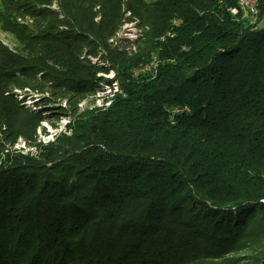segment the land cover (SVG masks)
Masks as SVG:
<instances>
[{"label":"trees","instance_id":"1","mask_svg":"<svg viewBox=\"0 0 264 264\" xmlns=\"http://www.w3.org/2000/svg\"><path fill=\"white\" fill-rule=\"evenodd\" d=\"M236 5L13 2L29 23H11L22 51L0 41V264H192L251 240L263 263L264 23ZM103 87L108 104L77 111ZM62 100L69 132L42 143Z\"/></svg>","mask_w":264,"mask_h":264},{"label":"rangeland","instance_id":"2","mask_svg":"<svg viewBox=\"0 0 264 264\" xmlns=\"http://www.w3.org/2000/svg\"><path fill=\"white\" fill-rule=\"evenodd\" d=\"M15 1L16 0H0V41L10 49L22 51L21 43L19 41V34L21 33L16 31L15 29L13 30L11 23L13 22L14 25H16L17 23L25 25L29 23V19L25 16L17 17V15L15 16V14L10 10L11 6L13 5V2ZM51 7L54 6L52 5ZM137 32V27L134 25L133 22L124 23L121 26L120 30L117 32L116 36L113 38L114 42H120L122 44L121 46H125L127 44L124 38L133 39L137 35ZM92 62L98 63L97 58H92ZM98 74L103 75L107 78H111L113 72L109 71L106 74ZM115 87L116 85H112L111 90L114 91ZM103 88L104 89L102 91H97L92 95H87L82 99L78 100L75 104V107H77V111H87L91 110L94 107H100L102 105L108 104V101L105 100L109 98L111 92L109 91L110 89L105 87ZM14 91L15 94H18L16 96L18 100L20 98L21 100L24 99V106L33 107L39 103L38 99L40 94L38 93H33L29 91L24 92L19 91L17 89H15ZM21 96H23V98ZM71 102H73V100ZM58 104L66 109V113H61V111L57 110L56 108L50 109L48 111L49 113L45 116V120L40 123V126L35 131L37 139L40 140L42 143L52 141L60 133L68 134L69 132L67 124L70 122V117L67 114L70 112V102L62 100L59 101ZM53 107H56V105ZM10 146V149H15L22 152H26L27 150L31 149V147L27 146V143H24L21 138H17L14 143ZM251 242H245V244L240 245L238 247L239 249L223 253L217 259H214V261L198 260L192 264H249L250 256L254 252H256V247H254L255 245H253ZM261 264H264V261Z\"/></svg>","mask_w":264,"mask_h":264},{"label":"bare ground","instance_id":"3","mask_svg":"<svg viewBox=\"0 0 264 264\" xmlns=\"http://www.w3.org/2000/svg\"><path fill=\"white\" fill-rule=\"evenodd\" d=\"M232 11L239 12L238 17L240 19H245L247 22H249V25H253L254 27L257 26V24H260L261 19H264V14L260 15V10L255 11L252 19H249L248 7L240 8V0H237V5L232 7ZM261 23L263 24L264 21Z\"/></svg>","mask_w":264,"mask_h":264},{"label":"built area","instance_id":"4","mask_svg":"<svg viewBox=\"0 0 264 264\" xmlns=\"http://www.w3.org/2000/svg\"><path fill=\"white\" fill-rule=\"evenodd\" d=\"M264 5V0H240V8L241 7H248V15H249V19H252L253 14L255 11L260 10L261 5ZM229 11L232 14H235L238 16L239 12H233L232 8L229 9ZM264 19H261V22H263ZM249 24V22H248ZM259 25V24H257ZM174 111H179L178 109L174 110Z\"/></svg>","mask_w":264,"mask_h":264}]
</instances>
